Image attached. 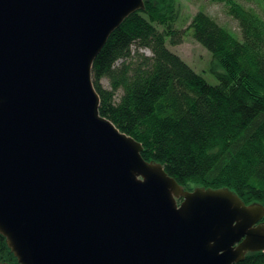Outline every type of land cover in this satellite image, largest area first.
I'll return each mask as SVG.
<instances>
[{
	"label": "water",
	"instance_id": "1",
	"mask_svg": "<svg viewBox=\"0 0 264 264\" xmlns=\"http://www.w3.org/2000/svg\"><path fill=\"white\" fill-rule=\"evenodd\" d=\"M139 9L0 0V234L19 264H234L264 251L260 203L185 190L100 114L94 59Z\"/></svg>",
	"mask_w": 264,
	"mask_h": 264
},
{
	"label": "trees",
	"instance_id": "2",
	"mask_svg": "<svg viewBox=\"0 0 264 264\" xmlns=\"http://www.w3.org/2000/svg\"><path fill=\"white\" fill-rule=\"evenodd\" d=\"M210 1L224 4L241 38L204 11L177 28V0H144L94 59L99 112L185 190L227 187L264 207V17L237 0ZM185 34L211 53L217 84L169 49ZM0 263L19 264L1 234ZM234 264H264V251Z\"/></svg>",
	"mask_w": 264,
	"mask_h": 264
},
{
	"label": "rangeland",
	"instance_id": "3",
	"mask_svg": "<svg viewBox=\"0 0 264 264\" xmlns=\"http://www.w3.org/2000/svg\"><path fill=\"white\" fill-rule=\"evenodd\" d=\"M237 1L245 7L252 8L264 17L263 0ZM177 5L180 11L179 18L175 23L177 28L186 27L193 14L197 11H204L241 38L238 24L235 19L226 13L224 4L214 3L210 0H177ZM168 47L171 51L182 58L194 71L201 74L209 84L214 85L218 83L215 73L211 71V53L202 47L190 35L185 34L183 40L179 44L171 45L168 43ZM141 50L145 54H150V51L146 48ZM102 82L105 87L109 88V83L106 78H104ZM177 201L180 202V199H177Z\"/></svg>",
	"mask_w": 264,
	"mask_h": 264
}]
</instances>
